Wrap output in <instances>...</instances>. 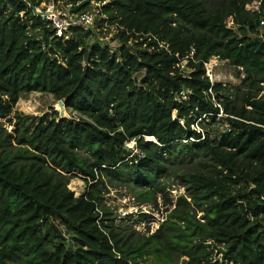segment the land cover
Listing matches in <instances>:
<instances>
[{
	"label": "trees",
	"instance_id": "trees-1",
	"mask_svg": "<svg viewBox=\"0 0 264 264\" xmlns=\"http://www.w3.org/2000/svg\"><path fill=\"white\" fill-rule=\"evenodd\" d=\"M99 2L119 53L92 29L56 37L42 0H0V264H264V0ZM212 59L242 69L240 85L212 83ZM33 93L70 117L16 111L9 132L1 120ZM115 185L175 208L154 234L122 229L103 203Z\"/></svg>",
	"mask_w": 264,
	"mask_h": 264
},
{
	"label": "rangeland",
	"instance_id": "rangeland-1",
	"mask_svg": "<svg viewBox=\"0 0 264 264\" xmlns=\"http://www.w3.org/2000/svg\"><path fill=\"white\" fill-rule=\"evenodd\" d=\"M206 3L207 8L215 9L217 5L222 3V1L227 0H203ZM66 2H70L68 0H42L41 7L38 9L39 13H44L49 7L54 6L55 10L66 12L67 4ZM107 1L106 3H108ZM91 7L94 9L95 16V25L92 28L97 33V37L100 41H102L106 46L111 49L112 53H119V49L121 47L119 38H118V28L116 25H111L109 22L105 23L100 22L102 19H107L106 16L101 15V3L99 0H91ZM260 7L259 3L254 2L246 7L247 10L253 12L258 10ZM92 10V8H91ZM92 14V13H91ZM100 22V23H99ZM229 27L233 26V20L230 18L228 20ZM101 26V27H100ZM217 63H215V62ZM214 62V63H213ZM186 64V63H184ZM206 74L211 80L212 83H221L224 86L229 87H237L241 83V78L238 77L240 73H242V69H236L230 66L226 61H220L218 59H212L208 64L205 65ZM209 67H211L209 69ZM144 74L138 76L139 81L143 78ZM243 77V76H242ZM58 112L61 117V109L58 106V102L54 99L53 96L47 94L33 93L31 95H24L16 105L11 116L6 117L1 120L4 124V128H6L9 132L14 131L13 123L9 122L10 117L14 115V112L18 111L26 116L31 117H41L46 113ZM33 111V112H32ZM69 118L70 113L67 109H64V116ZM61 119V118H60ZM218 122H222V117L218 119ZM226 125L212 126L210 127V131L224 129ZM197 127V126H196ZM198 129V128H197ZM148 140H150L148 138ZM127 149L134 150L137 153L135 148V142L128 143ZM167 179L168 176L166 177ZM106 182L107 180L104 179ZM174 184H178L179 182H173ZM108 185V183H107ZM86 182L85 180L77 176L74 178L68 189L74 192L76 197L81 196L86 190ZM178 185H174L170 192V199L172 203L175 204L177 199L184 193V189L181 187H176ZM168 191V190H167ZM103 203L110 208V210L114 213L113 216L116 217V225L121 227L122 229L126 227H132L138 233L142 234H154L161 225L166 221L168 214L175 208L173 205L165 204V199L163 195H159L157 199V203L152 205L150 203H141L139 202L134 193L131 192L129 188L122 187L119 185H115L113 187L109 186L107 192L104 193ZM131 229V228H130ZM136 236V235H135ZM222 255L219 252L215 253L214 259H220ZM183 259H180L176 264H184ZM139 264H162L157 261L153 256L145 257L140 261Z\"/></svg>",
	"mask_w": 264,
	"mask_h": 264
},
{
	"label": "built area",
	"instance_id": "built-area-1",
	"mask_svg": "<svg viewBox=\"0 0 264 264\" xmlns=\"http://www.w3.org/2000/svg\"><path fill=\"white\" fill-rule=\"evenodd\" d=\"M65 6H67L66 12L55 10L54 6L49 7L44 13H39V10H37L43 19L53 25L56 31V37H63L72 27H78L84 31H89L94 27V13L73 14L71 12V9L74 7L73 3H69ZM261 25L264 26V21L261 22Z\"/></svg>",
	"mask_w": 264,
	"mask_h": 264
},
{
	"label": "water",
	"instance_id": "water-1",
	"mask_svg": "<svg viewBox=\"0 0 264 264\" xmlns=\"http://www.w3.org/2000/svg\"><path fill=\"white\" fill-rule=\"evenodd\" d=\"M58 106L61 108V119H64V118H66V117H62V116H64V109H65V102L64 101H59L58 102Z\"/></svg>",
	"mask_w": 264,
	"mask_h": 264
},
{
	"label": "bare ground",
	"instance_id": "bare-ground-1",
	"mask_svg": "<svg viewBox=\"0 0 264 264\" xmlns=\"http://www.w3.org/2000/svg\"><path fill=\"white\" fill-rule=\"evenodd\" d=\"M214 62H215V61H214ZM214 62H213V63H214ZM215 63H217V62H215ZM210 68H211V67H209V69H210ZM60 109H61V108H60ZM32 112H33V111H32Z\"/></svg>",
	"mask_w": 264,
	"mask_h": 264
},
{
	"label": "clouds",
	"instance_id": "clouds-1",
	"mask_svg": "<svg viewBox=\"0 0 264 264\" xmlns=\"http://www.w3.org/2000/svg\"><path fill=\"white\" fill-rule=\"evenodd\" d=\"M149 141H152V139H150ZM138 153V152H137Z\"/></svg>",
	"mask_w": 264,
	"mask_h": 264
}]
</instances>
